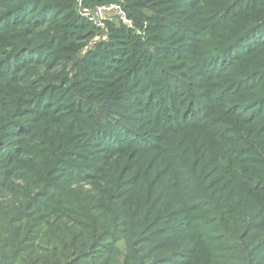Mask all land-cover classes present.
<instances>
[{"label": "rangeland", "instance_id": "1", "mask_svg": "<svg viewBox=\"0 0 264 264\" xmlns=\"http://www.w3.org/2000/svg\"><path fill=\"white\" fill-rule=\"evenodd\" d=\"M0 264H264V0H0Z\"/></svg>", "mask_w": 264, "mask_h": 264}]
</instances>
